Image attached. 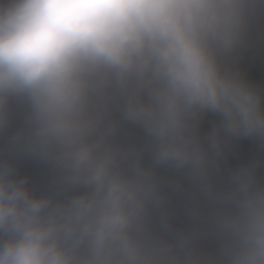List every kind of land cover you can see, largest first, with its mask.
Here are the masks:
<instances>
[{
  "label": "clouds",
  "instance_id": "clouds-1",
  "mask_svg": "<svg viewBox=\"0 0 264 264\" xmlns=\"http://www.w3.org/2000/svg\"><path fill=\"white\" fill-rule=\"evenodd\" d=\"M264 0H0V133L51 163L60 199L36 195L0 159V264H264V183L253 166L218 189L224 137L264 138L261 94L234 67ZM120 113V121L113 117ZM220 117L206 138L205 113ZM139 125L145 148L115 142ZM151 153L152 166L142 163ZM184 171L212 206L174 230L155 167ZM193 215L199 219L200 212ZM211 235L213 252L196 241Z\"/></svg>",
  "mask_w": 264,
  "mask_h": 264
}]
</instances>
